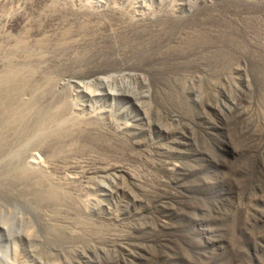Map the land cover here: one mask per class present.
Here are the masks:
<instances>
[{
    "label": "rangeland",
    "instance_id": "obj_1",
    "mask_svg": "<svg viewBox=\"0 0 264 264\" xmlns=\"http://www.w3.org/2000/svg\"><path fill=\"white\" fill-rule=\"evenodd\" d=\"M55 1H0V73L5 66L7 70L38 69L36 78L39 81L50 77L49 74L58 77L64 84L55 85V89L62 92L65 88L67 91L62 94L67 93L71 102L75 100L74 115L86 117L88 113L96 112L98 117L94 119L101 121L108 133L116 132L119 142L109 148H94L90 158L95 159L89 165H84V155H77L75 159L80 166L76 169L69 165L71 163L68 166L62 162L50 163L38 153L37 164L39 167L43 163L45 167L49 164L46 170L54 175V179L76 175L79 185L76 181L73 184L77 190L72 185L73 192L68 191L74 196L78 192V201L84 203L86 200L85 214L83 210L78 213L76 208L74 211L71 206L68 209L69 204L63 209L61 205L58 210L71 221L84 220L91 224V230L82 235L84 238L70 236L62 244L46 241L43 229L49 219L39 217V204L44 198L39 199L37 189H45L42 185L45 182L42 180L39 186L26 185L25 181L17 183L14 170L9 169L11 161L15 167L14 163L18 166L23 160L21 155L24 156L25 151H22L24 154L13 151L22 141L5 148L14 153V158L7 154L8 151L0 155V178L12 173L8 177L16 184H9L7 177L3 179V189L0 188V264H264V42L260 53L258 48L248 46L244 41L240 42L242 47L237 43H232L233 46L228 37L229 24L233 20L246 19L254 26L251 30L264 40V0ZM62 14L64 16L60 17ZM171 16L174 17L163 22L162 18ZM120 17L126 21L124 25H128L123 29L125 34L119 38L121 40L110 37L89 39L91 29L90 32L77 29L81 38L89 32L84 39H80L77 32L73 34L77 23L98 22L100 29L106 30L109 23L117 25ZM129 20L135 22L130 24ZM135 24L139 28L145 24L153 31L164 28L167 33L161 35L165 38L170 33L174 40L158 41L159 47L164 49V55L159 54L163 61L151 53L153 50L148 48L151 43H145V49L134 51L133 47L140 40L133 39L129 33L132 27L138 28ZM68 26L73 36L69 34L67 40L73 41L75 37L80 43L84 40L76 46L78 49L75 48L79 52H75L74 45L60 60L56 56L58 53L50 55L47 50L43 53L45 49L38 51L40 41L37 43V40L48 36L46 39L49 38L50 43H54L53 39L57 42V36ZM191 33H197L195 38L191 37V42L188 39L183 44L180 40ZM19 38L23 40V46L18 45ZM44 38L41 41L45 42ZM92 44L96 46L91 50ZM177 45L184 48L170 50ZM21 47L26 54L31 51L38 58L32 53L29 57L33 59H27ZM85 52L84 57L79 55ZM4 54H9L8 59ZM24 55L26 59H23ZM157 62L159 65H155ZM84 88L93 92V96L85 94ZM86 167L88 170L85 171ZM37 169L34 167L33 171ZM80 171L83 176L80 174L79 178L74 173ZM55 174L58 175L55 177ZM4 190H10L12 195H7L9 192L2 194ZM21 196L24 200H20ZM33 197H36V203ZM46 205L48 216L58 220L56 217L61 215L56 214L50 204ZM74 227L71 230L75 234L79 230L83 232Z\"/></svg>",
    "mask_w": 264,
    "mask_h": 264
},
{
    "label": "bare ground",
    "instance_id": "obj_2",
    "mask_svg": "<svg viewBox=\"0 0 264 264\" xmlns=\"http://www.w3.org/2000/svg\"><path fill=\"white\" fill-rule=\"evenodd\" d=\"M2 1V0H0ZM47 1V0H46ZM55 1V0H54ZM162 0H160L161 2ZM52 2V1H51ZM63 2V1H62ZM101 2V1H100ZM172 2V1H171ZM176 2V1H175ZM56 3L53 2L52 5H54ZM61 3V1L59 2ZM64 3V2H63ZM170 3V2H169ZM184 3V2H183ZM182 3V4H183ZM108 4V3H107ZM162 4V3H161ZM160 4V5H161ZM179 3H177L178 5ZM249 4V2H248ZM51 5V4H50ZM113 5V4H112ZM172 5V4H171ZM115 6V5H114ZM166 6V5H165ZM4 7V6H3ZM60 7V6H59ZM162 7V6H161ZM194 7V6H193ZM253 7V6H252ZM112 8V7H111ZM131 8V7H130ZM160 8V7H158ZM165 8V7H163ZM173 8V7H172ZM180 8V6H179ZM192 8V7H190ZM32 9V8H31ZM91 9H94L91 8ZM106 9V8H105ZM110 8H108L109 10ZM115 9V8H114ZM113 9V11L115 12V10ZM120 9V8H118ZM107 10V11H108ZM111 10V9H110ZM121 10V9H120ZM147 10V9H146ZM162 10V9H161ZM167 10V9H166ZM182 10V9H181ZM37 11V10H36ZM85 11V10H84ZM91 11V10H90ZM98 11V10H97ZM113 11L111 12V14L113 13ZM117 11V10H116ZM119 11V10H118ZM127 11V10H126ZM137 11V10H136ZM156 11V10H155ZM81 12V11H80ZM87 12V10H86ZM94 14L95 11H93ZM110 11H108L109 13ZM123 12V11H122ZM143 12V11H142ZM162 12V11H161ZM166 12V11H165ZM169 12V11H168ZM263 12V11H262ZM134 13V12H133ZM132 13V14H133ZM136 13V12H135ZM134 13V14H135ZM141 13V12H140ZM48 14V13H47ZM67 14V13H65ZM82 14V13H81ZM80 14V15H81ZM89 14H91L89 12ZM131 14V15H132ZM39 15V14H38ZM75 15V14H74ZM98 15V14H97ZM100 15V14H99ZM110 15V14H109ZM114 15V13H113ZM170 15V14H169ZM224 15V13H223ZM64 16V14H62L60 17ZM70 16V15H69ZM112 16V15H111ZM122 16V15H121ZM127 16V15H126ZM146 16V15H145ZM149 16V15H148ZM107 17V16H106ZM131 17V16H130ZM142 17V16H141ZM169 17V16H168ZM167 17V18H168ZM172 17L174 16H171L169 19H166V17L162 18L165 22L166 20H170ZM250 17V16H249ZM14 18V17H13ZM64 18V17H63ZM68 18V17H67ZM92 18V17H90ZM119 18V17H118ZM133 18V17H132ZM160 18V17H159ZM177 18V17H176ZM205 18V17H204ZM207 18V17H206ZM81 19H84L81 18ZM80 19V20H81ZM96 19V18H95ZM107 19V18H106ZM128 19V18H127ZM137 19V18H136ZM149 19V18H148ZM174 19V18H173ZM179 19V18H178ZM216 19V18H215ZM23 20V19H22ZM31 20V19H30ZM29 20V21H30ZM67 20V19H66ZM108 20V19H107ZM181 20V19H179ZM229 20V19H228ZM233 20V19H232ZM252 20V19H251ZM84 21V20H83ZM93 20L91 19V22ZM109 21V20H108ZM113 21V20H112ZM124 18L120 17V22L118 23L120 25L119 26L118 24L115 25V26H111V24L109 23L108 26L106 27L107 29L106 30H101L99 25L100 24H97L98 22L95 21L96 24L94 23H83V24H79L77 23V25H74L75 28H76V31L73 33L75 34L77 32V29L78 30H82L83 32H85V30H88L90 32V29H91V33H90V37H88L89 39H93L92 37H98V38H102V37H110V38H114V39H119L121 38L122 39V36H124V31L123 29L127 28L126 25H124ZM144 21V20H143ZM149 21V20H148ZM151 21V20H150ZM176 21V20H175ZM234 21V20H233ZM233 21L231 24H229V29H230V32H229V38H230V44L232 43H237L239 44V46L242 47V44L240 42L244 41L248 46H251V47H256L259 49L260 53L263 52V47H262V42H264V40L262 41L261 38H258V36L254 33V31H252L251 29L254 27L252 26V23L246 19H241L240 21L236 20L234 21V24H233ZM253 21V20H252ZM73 22V21H72ZM81 22V21H80ZM102 22V21H101ZM99 22V23H101ZM126 22V21H125ZM130 24H132L133 22H135L133 20H129ZM178 22V21H177ZM182 22V21H181ZM27 23V22H26ZM29 23H32V22H29ZM116 23V21H115ZM127 23H128V20H127ZM148 23V22H147ZM152 23V22H150ZM170 23V22H168ZM171 23L172 20H171ZM180 24V22H178ZM176 23V24H178ZM225 23V22H224ZM258 23V22H257ZM39 24V23H38ZM43 24V22H42ZM70 24V23H69ZM91 24V25H90ZM94 24V25H93ZM129 24V23H128ZM137 24V23H136ZM135 24V25H136ZM141 24V23H140ZM156 24V23H155ZM159 24V23H157ZM166 24V23H165ZM175 24V22L173 23ZM178 24V25H179ZM233 24V25H232ZM262 24V23H261ZM41 25V24H39ZM72 25V24H71ZM70 25V27H72ZM93 27H90L92 26ZM105 25V24H103ZM161 25V23L159 24ZM169 25V24H168ZM167 25V26H168ZM171 25V24H170ZM177 25V26H178ZM239 26L236 27V26ZM38 26V25H37ZM53 26V25H52ZM73 26V28H74ZM138 27V25H136ZM144 27L143 28H136V27H132V29H130V35L131 37L134 38H138L140 41L137 45H135L133 47V49H135L134 51H137L136 49H145V43H151V44H148L149 45V49H152L153 52L151 51V53H154V54H157L160 58L161 56L159 54H163L164 52H162L164 49H162V46L159 47L158 43L161 42V40H166L172 36H169V34H166V36L168 38H165L163 35V33H167L166 30L164 28H159V29H155L153 31V29H150L149 27H145V24L143 25ZM162 26V25H161ZM172 26V25H171ZM262 25H260L261 27ZM24 27V25L22 26ZM67 27V26H66ZM65 27V28H66ZM68 26L67 30L63 33H61V35L58 37L57 36V39H59L57 42H56V39L54 41V43H50L51 40L48 38L46 39L48 36H42L45 37V42L41 41L40 40H37L39 43L40 41V44H37L39 47L38 51H41L43 49H45L43 51V53L47 50L48 53H52V55H54L55 53H58V55H56L58 57V59L60 58V60H62L63 58H61L63 56V54L65 52H68L74 45V50L75 52H79V50L76 51L75 48H77L76 46L80 43L78 41H76V37H75V40L72 39L73 41H69L67 40V38L69 36V34L71 33L72 29ZM104 27V28H105ZM123 27V28H122ZM164 27V26H162ZM170 27V26H169ZM233 27V28H232ZM33 28V27H32ZM31 28V29H32ZM129 28H131V26L129 25ZM171 28V27H170ZM173 28V27H172ZM182 28V27H181ZM257 28V27H256ZM1 29V28H0ZM26 29H29V28H26ZM31 29L28 31L31 32ZM35 29V28H34ZM42 29V27H41ZM51 29V28H50ZM190 29V28H189ZM262 29H264L262 27ZM44 30V29H43ZM54 30V29H52ZM51 30V31H52ZM56 30V29H55ZM75 30V29H74ZM170 30V29H169ZM186 30V29H185ZM205 30V29H204ZM46 31V30H45ZM44 31V32H45ZM59 31V30H58ZM58 31H55L54 33H58ZM224 31V30H223ZM226 31V30H225ZM1 32V31H0ZM26 32V31H25ZM50 32V31H49ZM88 32V34H89ZM105 32V33H103ZM126 32V31H125ZM169 32V31H168ZM177 32V31H175ZM259 32V31H258ZM3 33V32H2ZM24 33V32H23ZM27 33V32H26ZM27 33V34H28ZM51 33V32H50ZM78 33V32H77ZM93 33V34H92ZM107 33V34H106ZM205 33V32H204ZM45 35V33H43ZM48 34V33H47ZM46 34V35H47ZM79 34V33H78ZM86 34V33H85ZM83 35L82 38H81V34H79V38L80 39H84L83 37H86L88 36L87 35ZM187 34V33H186ZM197 34V33H196ZM196 34H188V35H185L184 38H182V40H180L183 44H185V41L187 42L188 39H190V42L192 40L191 37H194ZM4 35V34H3ZM20 35V34H19ZM25 35V34H24ZM53 35V34H52ZM71 35V34H70ZM176 35V34H175ZM22 35H20L21 37ZM73 36V35H71ZM77 36V38H78ZM177 36V35H176ZM211 36V35H210ZM260 36V35H259ZM10 37V36H9ZM24 37V36H23ZM198 37V36H197ZM224 37V36H223ZM35 38V37H34ZM38 38V37H37ZM68 38V39H69ZM74 38V37H73ZM195 38V37H194ZM1 39V38H0ZM6 39V38H5ZM20 39V38H19ZM24 39V38H23ZM27 39V38H26ZM39 39V38H38ZM113 39V40H114ZM119 39V40H121ZM161 39V40H160ZM171 41L174 40L172 38H170ZM221 39V38H220ZM263 39V38H262ZM12 40V39H11ZM18 40V39H17ZM21 40V39H20ZM137 40V39H136ZM160 40V42H158ZM198 40V39H197ZM209 40V39H208ZM225 40V39H224ZM5 41V40H4ZM19 41V40H18ZM23 40H21V42H18L20 44L18 45H21L23 46ZM81 43L84 41V40H80ZM106 41V40H105ZM91 42V41H90ZM136 42V41H135ZM180 42V44H181ZM35 43V42H34ZM80 43V44H81ZM98 43V42H97ZM140 43H141V46H140ZM197 43V42H196ZM213 43V42H212ZM1 44V43H0ZM106 44V43H105ZM118 44V43H116ZM136 44V43H135ZM191 44V43H190ZM15 45V44H13ZM93 46H91V50L96 46L94 44H92ZM120 45V44H119ZM188 45H189V42H188ZM194 45V44H193ZM233 46H235V44H232ZM88 46V45H87ZM106 46V45H105ZM117 46V45H115ZM245 46V45H244ZM264 46V45H263ZM9 47V46H8ZM14 47V46H13ZM35 47V46H34ZM33 47V48H34ZM98 47V46H97ZM109 47V46H108ZM111 47V46H110ZM210 47V46H209ZM215 47V46H214ZM12 48V47H11ZM16 48V47H15ZM14 48V49H15ZM24 48V47H23ZM21 47V49L23 50L24 52V49ZM124 48V47H123ZM183 49L184 47H181L180 46H176V48H172L170 49L171 51L172 50H175V49ZM186 48V47H185ZM244 48V47H243ZM1 49V48H0ZM17 49V48H16ZM15 49V50H16ZM28 49V48H27ZM78 49V48H77ZM109 49V48H108ZM148 49V50H149ZM8 50V49H6ZM13 50V48H12ZM14 50V51H15ZM21 50V51H22ZM30 50V49H29ZM86 50V49H85ZM88 50V49H87ZM95 50V49H94ZM129 50V48H128ZM169 50V51H170ZM229 50V49H228ZM235 50V48H234ZM245 50V49H244ZM1 51V50H0ZM20 51V50H18ZM20 51V52H21ZM28 51V50H27ZM82 51V50H81ZM96 51V50H95ZM206 51V50H205ZM223 51V50H222ZM247 51V50H246ZM12 52V51H10ZM9 52V53H10ZM16 52V51H15ZM30 54H25L28 56L27 59H29L30 57L32 58V56L34 57L35 54L31 51H29ZM37 52V51H36ZM128 52V51H127ZM139 52V51H138ZM198 52V51H197ZM209 52V51H208ZM216 52V51H215ZM214 52V53H215ZM253 52V51H252ZM258 52V51H257ZM2 53V52H1ZM8 53V52H6ZM34 54L32 56L29 57V55L31 54ZM41 54V52H39ZM47 53V52H46ZM45 53V54H46ZM108 53V52H107ZM133 53V52H132ZM264 53V52H263ZM12 54V53H11ZM21 54V53H20ZM141 54V53H140ZM3 55V54H1ZM7 56V54H4ZM18 55V54H17ZM44 55V54H43ZM51 55V54H50ZM79 55H81V57H84L86 55V52L85 53H80ZM133 55V54H132ZM164 55V54H163ZM202 55V54H201ZM215 55V54H213ZM9 56V54H8ZM8 56H7V59H8ZM14 56V55H12ZM42 56V55H41ZM55 56V57H56ZM74 56V55H72ZM119 56V55H118ZM150 56V55H149ZM157 56L156 59H159V57ZM169 55H167L168 57ZM199 56V55H198ZM1 57V56H0ZM17 57V56H16ZM19 57V56H18ZM25 55L23 56V59H26ZM36 57V56H35ZM49 57V55H48ZM53 56H51L52 58ZM70 57V56H69ZM110 57V56H109ZM115 57V56H114ZM121 57V56H120ZM156 57V56H155ZM163 57V56H162ZM221 57V56H220ZM230 57V56H229ZM6 58V57H5ZM11 59V57H9ZM38 58V56L36 57ZM50 58V59H51ZM80 58V57H79ZM169 58V57H168ZM167 58V59H168ZM209 58V57H208ZM213 58V57H212ZM13 59V57H12ZM20 59V58H19ZM22 60V62H24ZM33 59V58H32ZM40 59V58H39ZM46 59V58H45ZM48 58V60H50ZM54 60V58H52ZM57 59V58H56ZM81 59V58H80ZM122 59V58H121ZM166 59V58H164ZM166 59V60H167ZM211 59V58H210ZM1 60V59H0ZM16 60V59H15ZM18 60V59H17ZM42 60V59H40ZM59 60V61H60ZM68 60V59H67ZM71 61V58L69 59ZM162 60V58H161ZM160 60L161 64H162V61ZM213 60V59H212ZM255 60V59H254ZM260 60V59H259ZM38 61V59H37ZM107 61V60H106ZM114 61V60H113ZM138 61V60H137ZM157 61V60H155ZM2 62V61H1ZM21 62V61H20ZM26 62V61H25ZM28 62V61H27ZM54 62V61H53ZM82 62V61H81ZM84 62V61H83ZM82 62V63H83ZM140 62V61H139ZM167 62V61H166ZM164 62V63H166ZM236 62V61H235ZM252 62V61H251ZM261 62V61H260ZM3 63V62H2ZM144 63V62H143ZM155 63V62H154ZM158 63V62H157ZM182 63V62H181ZM8 64V63H7ZM10 64V62H9ZM21 64V63H20ZM27 64V63H26ZM29 64V62H28ZM31 64V63H30ZM67 64V63H66ZM147 64V63H146ZM170 64V63H169ZM168 64V65H169ZM178 64V63H177ZM2 65V64H1ZM5 65V64H3ZM14 65V64H12ZM16 65V64H15ZM37 65V64H35ZM34 65V66H35ZM47 65V64H46ZM68 65V64H67ZM155 65H159L158 64H155ZM172 65V64H171ZM11 66V64H10ZM26 66V65H25ZM29 66V65H27ZM40 66V65H39ZM42 66V65H41ZM48 66V65H47ZM50 66V65H49ZM82 66V65H81ZM129 66V65H128ZM142 66V65H141ZM147 66V65H146ZM165 66V65H164ZM220 66V65H219ZM2 67V66H0ZM31 67V66H30ZM29 67V68H30ZM60 67V66H59ZM150 67V66H149ZM5 68V66H4ZM3 68V69H4ZM9 68V67H8ZM26 68V67H25ZM40 68V67H39ZM84 68V67H83ZM92 68V67H91ZM143 68V67H142ZM247 68V67H246ZM2 69V72L0 73V155H2L3 152L7 151L8 150H5V148H9V146L16 144L18 141L21 142L20 146H17L15 145V147L17 148V150H15L14 148V152L20 154V152L22 151H25V154L24 152H22L24 154V156L21 155V157L23 158L22 162L19 163V165L17 166V162L14 163L16 166L14 167V165L8 161L7 163H9L8 165L10 166L9 169H11L12 171L14 170L13 173L14 174V179L15 181L17 182H23L25 181L24 184L26 185H29L31 183H34L35 186H39V183L41 184V181L43 180L45 182V184H42L43 186L45 185V189H37V195L40 198H44L43 200H41V204L38 203L37 201V204H39V206L41 207L40 209V216L39 217H43V219H49V222L48 224L45 226V228L43 229L44 231V234H45V237L47 238L46 241H48L49 243H58V244H62V243H65L69 238L75 236L76 238L79 236L81 237L84 233V235H86V232L85 231H89L91 230L90 229V225L89 222L87 221H84L82 220V222H77L76 220L75 221H71L69 220L68 218L63 217V215L59 214V211L60 210V207H62L61 205H63L62 209L65 208L68 204V209H70L69 207L71 206V209L73 208L74 211L79 210L77 211L78 213H80V210L82 211L83 210V213L85 214V210H86V207L87 205L85 206V199H82L84 201V203H82V201H79L77 200L80 196L79 193H75V196L72 194V193H69V189L70 191H72L73 187H74V190L77 188L74 186V182L76 181V183L79 185V183L77 181H79L76 177V175L73 176L74 177H67V176H63L62 179L64 181H61L59 179H54L53 178V174L50 175L48 173V171L46 170V167L49 166V164L46 163V167L43 163V165H39L37 164L39 161H38V156L40 153L41 156L44 155L45 156V159L48 160L50 163L52 162H56V163H59V162H62L64 164H69L70 166H73L72 168H75L76 166H80V163L79 161H76L75 157L77 155H80V156H85V160L83 158V161H84V165L91 163L92 160H94L95 158H93V156L90 158V153H93L94 151V148L96 150V147L100 146V147H105V148H109L108 146H114L117 144V142H119V140L117 141V136H116V130L115 134H110L108 133V131H106L105 129V126L102 125L101 121H98L96 120V118L94 119V117H98L95 115L96 112H93L94 114L91 115L90 113H88L89 117L86 116V117H82V116H77V115H74V112H73V109L75 107L74 103H75V100L74 102H71V99H69V96L67 93L63 91H67L65 88H63L64 90L60 92L57 90L56 91V86H59L61 84H64L62 83L61 79H59L58 77L57 78H53L51 77V74H49L48 76L50 77H43L41 79V81H39L38 78H36L39 74H38V69H19V70H15V69ZM51 69V68H50ZM61 69V68H60ZM69 69V68H68ZM74 69V68H73ZM136 69V68H135ZM152 69V68H151ZM165 69V68H164ZM47 70V69H46ZM43 71V70H42ZM56 71V70H55ZM58 71V70H57ZM262 71V69L260 70V72ZM64 72V71H63ZM182 72V71H181ZM217 72V70H216ZM234 72V71H233ZM53 73V72H52ZM69 73V72H68ZM129 73V72H128ZM161 73V72H159ZM240 73V72H239ZM54 74V73H53ZM167 74V73H166ZM187 74V73H186ZM204 74V73H203ZM232 74V73H231ZM263 74V73H262ZM41 75V74H40ZM47 75V74H46ZM121 75V74H120ZM214 75V74H213ZM216 75V74H215ZM59 76V75H58ZM169 76V75H168ZM262 76V75H261ZM157 77V76H155ZM176 77V76H175ZM221 77V76H220ZM106 78V77H105ZM174 78V77H173ZM172 79V78H171ZM192 79V78H191ZM124 80V79H123ZM168 80V79H166ZM64 82V81H63ZM161 82V81H160ZM177 82V81H176ZM257 82V81H256ZM259 82V81H258ZM76 83V82H75ZM72 84V83H71ZM147 84V83H146ZM260 84V83H259ZM69 85V84H68ZM75 85V84H74ZM72 86V85H71ZM80 86V85H79ZM83 86V85H82ZM122 86V85H121ZM262 86V85H261ZM75 87V86H73ZM98 87V86H97ZM105 89L108 91V88H106V86L104 85ZM71 88V87H70ZM77 88V87H76ZM165 88V87H164ZM168 88V87H167ZM62 89V88H61ZM72 89V88H71ZM175 89V88H174ZM85 90V88H84ZM77 91V89H76ZM86 91V90H85ZM113 92V90H112ZM139 92V91H137ZM69 93V92H68ZM81 93V92H80ZM111 93V92H110ZM85 94L89 95V96H93V92L91 91H86ZM97 94V93H96ZM102 94V93H101ZM70 95V94H69ZM178 95V94H177ZM95 96V95H94ZM174 97V96H173ZM154 98V97H153ZM85 99V98H84ZM238 100V99H237ZM264 101V95H263V99ZM73 101V100H72ZM83 102V101H82ZM77 105V104H76ZM151 105V104H150ZM152 107V106H151ZM84 108V107H83ZM102 108V107H101ZM100 108V109H101ZM233 108V107H232ZM94 109V108H93ZM98 109V110H100ZM76 110V109H75ZM97 110V111H98ZM161 110V109H160ZM171 110V109H170ZM172 111V110H171ZM91 112V111H90ZM77 113V112H76ZM166 114V113H165ZM82 115V113H81ZM85 116V115H84ZM177 116V115H176ZM102 117V116H101ZM224 117V116H223ZM220 118V117H219ZM95 121H94V120ZM264 119V104L262 102V121ZM105 119H103L104 121ZM98 121V122H96ZM108 122V121H107ZM114 122V121H113ZM110 123V122H109ZM143 123V122H142ZM105 124V121L104 123ZM141 124V123H140ZM263 124V123H262ZM222 125V124H221ZM111 126L112 123H111ZM116 126V125H115ZM138 126V125H137ZM264 126V124H263ZM115 128H118V127H115ZM120 128V127H119ZM118 128V129H119ZM133 128V127H132ZM123 129V128H122ZM219 129V128H218ZM105 130V131H104ZM112 131V130H111ZM119 133V132H117ZM128 138V137H127ZM120 140H122V138H119ZM81 140H83L81 142ZM133 140V139H132ZM262 140H264V131H262ZM18 142V143H20ZM126 142V141H125ZM17 143V144H18ZM123 143V141L121 142ZM134 143V142H133ZM132 143V144H133ZM119 144V143H118ZM13 147V146H12ZM22 147V148H21ZM23 147L25 150H23ZM99 147V148H100ZM132 147V146H131ZM20 149V151L18 152V150ZM98 148V149H99ZM124 148V146H123ZM13 149V148H12ZM11 149V151H12ZM22 149V150H21ZM117 149V148H116ZM122 149V147H121ZM105 150V149H104ZM108 150V149H107ZM264 152V151H263ZM8 155L10 154L12 158H14V154L10 151H8L7 153ZM6 154V155H7ZM142 154V153H141ZM151 154V153H150ZM155 154V153H154ZM88 155V156H86ZM93 155V154H92ZM98 155V154H97ZM100 155V154H99ZM131 155V154H130ZM4 156V155H3ZM19 156V155H18ZM18 156L16 157V159L18 158ZM132 156V155H131ZM7 157V156H4V158ZM9 157V156H8ZM20 157V156H19ZM135 157V156H134ZM98 158H102V157H98ZM139 158V157H138ZM159 158V157H158ZM9 160V158H7ZM5 159V161L7 160ZM11 159V158H10ZM19 159V158H18ZM17 159V160H18ZM0 160L1 157H0ZM20 160V159H19ZM42 160V159H41ZM80 160V159H79ZM146 161V160H145ZM120 162V161H119ZM124 162V161H123ZM86 163V164H85ZM37 164V165H36ZM5 165V164H4ZM8 165L6 166V169H8ZM59 165V164H58ZM62 165V164H61ZM83 165V164H82ZM81 165V166H82ZM37 166V167H36ZM67 167V168H70ZM91 166V165H90ZM38 168L37 170L33 171V168ZM121 167V166H119ZM123 167V166H122ZM121 167V168H122ZM50 168V167H49ZM57 169V167H54V169ZM67 168H65V170H67ZM88 167L85 168V171ZM5 169V168H4ZM3 169V171H4ZM76 169V168H75ZM78 169V167H77ZM83 169V168H82ZM61 170V169H60ZM88 170V169H87ZM92 170V169H91ZM90 170V171H91ZM1 171V170H0ZM10 171V173L12 172ZM47 171V172H46ZM59 171V170H58ZM72 171V170H70ZM79 171V170H78ZM56 172V171H55ZM69 172V171H68ZM77 172V171H76ZM82 171H80L79 173H74V174H77V176H79L80 178V174H81ZM2 173V172H0ZM28 173H29V176H28ZM31 173V174H30ZM91 173V172H90ZM101 173V172H100ZM126 173V172H125ZM9 174V173H8ZM33 174V175H32ZM63 174V173H62ZM66 174V173H65ZM83 174V172H82ZM81 174V175H82ZM12 176V173L9 174L8 176ZM56 175L58 174H55V177ZM71 175V176H72ZM128 175V174H127ZM2 175L0 174V177ZM8 176H3L2 178H0V188H2L1 185H4L5 183V180L3 179H6ZM83 176V175H82ZM60 177V176H58ZM85 177V176H84ZM9 179H6V180H9V184L12 182H14L12 185L16 184L14 179H12V177H8ZM11 178V179H10ZM76 178V180H75ZM87 178V176H86ZM136 178V177H134ZM65 179H66V182H65ZM74 179V180H73ZM82 179V178H81ZM84 179V178H83ZM17 182V183H18ZM81 182V180H80ZM84 182V181H83ZM88 182V181H87ZM22 183V184H23ZM75 183V185H76ZM60 184L64 185L63 187L60 186ZM82 184V183H81ZM86 184V183H85ZM7 185V184H6ZM5 185V186H6ZM20 185V184H19ZM73 185V187H71ZM4 186V187H5ZM41 186V185H40ZM11 187V186H10ZM14 187V186H12ZM7 188V186H6ZM33 188V187H32ZM41 188V187H40ZM67 188V189H66ZM8 189H10L8 187ZM13 189V188H12ZM15 189V188H14ZM20 189V188H19ZM11 190V189H10ZM10 190L8 191H1L2 194L4 193H8L7 195H10ZM22 190V189H20ZM29 191L31 189H28ZM35 190V188L33 189ZM23 191V190H22ZM25 191V189H24ZM79 191V189H78ZM73 192V191H72ZM13 193L15 194V190L13 191ZM20 193V192H19ZM36 193V191H35ZM18 193H16L15 195H17ZM32 194L33 191H32ZM12 195V193H11ZM10 195V196H11ZM24 195V194H23ZM14 196V195H13ZM27 196V195H26ZM18 197V196H17ZM23 196H21V199L20 200H24L22 199ZM85 197V196H84ZM35 199H33L34 201L36 200V197H33ZM77 198V199H76ZM82 198V196H81ZM89 199V198H88ZM29 200V199H28ZM168 200V199H167ZM171 200V199H170ZM30 201H32V199H30ZM30 201H29V204H30ZM51 201V202H50ZM263 201V200H262ZM25 202V201H24ZM28 204V201L26 202ZM36 203V201H35ZM33 204V203H32ZM31 204V205H32ZM46 204H50V206L52 208H55L54 211L56 212V214H59L61 216H55L56 218H59L58 220L56 219V221L54 220L53 217H49L47 210H46V207L47 205ZM90 205V203H88ZM34 205V204H33ZM65 205V207H64ZM163 205V204H162ZM38 207V206H36ZM57 208V209H56ZM66 208V209H67ZM76 208V209H75ZM49 210V209H48ZM52 210V209H51ZM53 211V212H54ZM85 211V212H84ZM52 212V213H53ZM66 212V211H65ZM64 212V213H65ZM51 213V212H50ZM54 214V213H53ZM51 215V214H50ZM71 215V214H70ZM110 215V214H109ZM86 216V215H85ZM51 218H53V220H51ZM89 218V217H87ZM91 219V218H90ZM119 219V218H118ZM79 221V219H77ZM81 220V219H80ZM92 221V220H91ZM116 223V222H115ZM120 225V224H119ZM76 226V227H74ZM90 226V227H89ZM105 226V225H104ZM43 227V226H42ZM71 227H74V228H79L81 229V231L83 232H79L78 233H74L73 230H71ZM96 227V226H95ZM101 228V227H100ZM107 229V228H105ZM110 229V228H109ZM142 229V228H141ZM24 230V229H23ZM99 230V228H98ZM127 230V229H126ZM131 230V228H130ZM78 231V229L76 230ZM75 231V232H76ZM111 231V230H110ZM138 231V230H137ZM27 232H25L26 234ZM43 233V232H42ZM29 234V233H28ZM89 234V233H88ZM99 234V233H98ZM116 234V233H115ZM133 234V233H132ZM27 235V234H26ZM107 235V234H105ZM111 235V234H110ZM28 236V235H27ZM31 236V235H30ZM69 236V237H68ZM71 236V237H70ZM92 236V235H91ZM151 236V235H150ZM83 237V236H82ZM86 237V236H85ZM95 237V236H93ZM97 237V236H96ZM95 237V238H96ZM111 237V236H110ZM109 237V238H110ZM114 237V236H113ZM25 238V237H24ZM28 238V237H27ZM45 238V239H46ZM68 238V239H67ZM84 238V237H83ZM147 238V237H146ZM81 239V238H80ZM26 240V239H25ZM79 240V238L77 239ZM83 240V239H82ZM113 242V241H112ZM115 242V241H114ZM129 242V241H128ZM77 245V244H76ZM76 247V246H75ZM114 247V246H113ZM121 247V246H120ZM131 249V248H130ZM106 252V251H105ZM113 253V252H112ZM121 255V254H120ZM124 262H126L124 260Z\"/></svg>",
    "mask_w": 264,
    "mask_h": 264
}]
</instances>
